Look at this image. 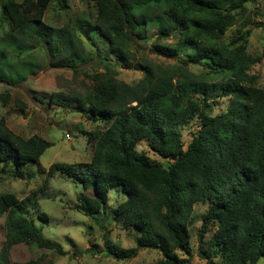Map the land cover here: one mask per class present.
<instances>
[{
  "label": "trees",
  "instance_id": "trees-1",
  "mask_svg": "<svg viewBox=\"0 0 264 264\" xmlns=\"http://www.w3.org/2000/svg\"><path fill=\"white\" fill-rule=\"evenodd\" d=\"M51 1L1 3V81H20L38 69L32 62L15 66L9 60V52L15 50L40 46L50 66L74 72L89 59L77 32L80 26L45 22ZM249 1L94 0V14L86 17L81 33L96 32L105 43L108 55L99 53L102 70L88 74L92 87L84 93L53 91L48 102L87 113L103 126L86 132L93 142L89 160L54 162L47 174L58 171L78 179L82 191L77 200L99 226L111 217L123 228L136 230L134 246L105 239L106 255L126 260L148 248L160 252L156 264H188L178 250L189 251L190 226L200 221L201 257H218L217 264H264V87L256 74L249 73L254 61L247 52L250 30L240 28L237 40H222ZM57 2L61 8L67 6V0ZM153 26L158 40L177 34L175 46L153 42L154 52L178 57L181 64L136 60L131 45L150 38ZM178 46L186 52L178 54ZM190 64L205 70L197 74L188 69ZM117 65L139 69L142 76L128 83L117 76ZM8 97L0 94L4 102ZM222 97L227 106L214 112ZM193 118L198 128L186 144L180 126ZM141 140L163 160L138 150ZM48 145L34 135L13 133L0 119V181L11 167L14 177L25 171L31 177L29 166L38 163ZM116 186L126 198L109 207L108 192ZM30 198L0 191V218L5 224L0 264H11L10 249L17 243L66 253L43 238L34 219L45 213L32 215Z\"/></svg>",
  "mask_w": 264,
  "mask_h": 264
},
{
  "label": "rangeland",
  "instance_id": "rangeland-1",
  "mask_svg": "<svg viewBox=\"0 0 264 264\" xmlns=\"http://www.w3.org/2000/svg\"><path fill=\"white\" fill-rule=\"evenodd\" d=\"M3 1L0 0V6ZM93 14L94 0H67L65 8H61L57 0H52L44 14L45 22L54 26H61L67 22L80 26L81 30L78 29L77 32L90 57L80 64L75 72L70 68L50 66L47 52L40 46L9 52V60L15 66L32 62L38 69L20 81L8 83L0 80V94L7 93L9 96L6 102L0 98V119L5 120L7 127L13 133L23 137L34 135L48 141L49 145L39 157L40 165L35 162L29 166L33 169L31 177L26 171L21 177H14L13 167L6 170L5 176L0 181V191L13 192L18 198L30 195L29 210L32 212L33 208L32 215L38 214V211L45 213L44 218L34 219L36 225L41 226L43 238L60 245L61 249L66 251L64 254H59L52 248L17 243L10 249L11 264H48L49 262L50 264H156L161 257L158 250L148 248L140 249L136 256L126 260H117L106 255L105 239L122 247L134 246L136 230L123 228L111 217L105 219L104 225L99 226L94 219L83 212L77 200V195L82 191L80 181L58 171L50 176L47 174L49 165L54 162L75 163L89 160L93 142L87 138L86 132L103 126L102 121L87 118V113L48 102L49 94L53 91L84 93L92 87V80L88 74L94 70H102V67L98 66L99 53L108 55L105 43L96 32L88 31V35L81 33L86 30V17H91ZM240 28L250 30L247 52L254 61L251 63L249 73L256 74L258 84L264 87L263 0L247 2L245 8L236 15L234 24L225 31L222 40L224 42L237 40ZM155 30V26L151 27L150 38L132 43L131 49L135 52L136 60L147 59L159 64H181L178 57L168 58L157 55L153 47V42L175 46L177 34L158 40L155 37ZM185 52L184 47L178 46V54ZM114 68L117 76L128 83H134L142 76L139 69L119 65ZM188 69L199 74L205 70V67L190 64ZM227 104V98H218L214 112L224 110ZM197 128L196 118L180 126L182 138L186 144ZM138 150L146 153L153 160H163L148 146L146 140L139 142ZM34 196H38L37 199H34ZM125 198L126 193L120 187H113L108 192L107 205L114 207ZM196 209L202 210V207L197 205ZM101 212L103 213L102 210ZM199 226L200 221L190 226L189 251L178 250V253L187 259L188 264H217L218 257L212 256L210 260H206L199 255ZM208 236L209 233H206L203 240L206 241ZM4 238L5 224L4 217H1L0 245Z\"/></svg>",
  "mask_w": 264,
  "mask_h": 264
}]
</instances>
